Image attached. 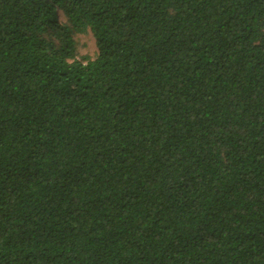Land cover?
Segmentation results:
<instances>
[{"label":"trees","instance_id":"16d2710c","mask_svg":"<svg viewBox=\"0 0 264 264\" xmlns=\"http://www.w3.org/2000/svg\"><path fill=\"white\" fill-rule=\"evenodd\" d=\"M0 264H264V0H0Z\"/></svg>","mask_w":264,"mask_h":264},{"label":"rangeland","instance_id":"374dc122","mask_svg":"<svg viewBox=\"0 0 264 264\" xmlns=\"http://www.w3.org/2000/svg\"><path fill=\"white\" fill-rule=\"evenodd\" d=\"M60 21L63 23L67 22V18L63 14V12H60ZM75 39L77 42L78 58H82L84 56L94 57L96 55L97 46L95 39L90 31L76 34Z\"/></svg>","mask_w":264,"mask_h":264}]
</instances>
